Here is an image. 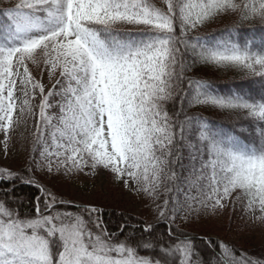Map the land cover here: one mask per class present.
<instances>
[{
	"label": "snow or ice",
	"instance_id": "6c2138e0",
	"mask_svg": "<svg viewBox=\"0 0 264 264\" xmlns=\"http://www.w3.org/2000/svg\"><path fill=\"white\" fill-rule=\"evenodd\" d=\"M201 67L247 84L223 92ZM21 128L23 166H0V264H264V240L253 256L177 223L239 205L264 226V0H0L5 158ZM104 172L154 218L110 232L36 175Z\"/></svg>",
	"mask_w": 264,
	"mask_h": 264
},
{
	"label": "rangeland",
	"instance_id": "374dc122",
	"mask_svg": "<svg viewBox=\"0 0 264 264\" xmlns=\"http://www.w3.org/2000/svg\"><path fill=\"white\" fill-rule=\"evenodd\" d=\"M232 19L234 18H225L203 27L200 31L232 21ZM29 124L31 125V121H29ZM20 133H23V138ZM9 147V154L5 158L2 146H0V162L4 166L22 167L31 148L30 131L25 132L21 128ZM36 175L48 188L75 201L102 207H114L120 210L124 209L145 220L154 218L142 197L129 192L122 185L114 183L111 176L106 172L99 173L96 176L81 174L74 177L49 176L44 173H37ZM177 223L191 229L199 236L226 239L239 245L244 243L262 244V240H264V226L253 224L246 216H243L239 205L236 206L235 210L229 207L216 215L202 214L201 217L194 218L189 223H181L180 221H177Z\"/></svg>",
	"mask_w": 264,
	"mask_h": 264
},
{
	"label": "trees",
	"instance_id": "16d2710c",
	"mask_svg": "<svg viewBox=\"0 0 264 264\" xmlns=\"http://www.w3.org/2000/svg\"><path fill=\"white\" fill-rule=\"evenodd\" d=\"M228 23H231V21L224 22L221 25L212 26V28L204 29L200 31L199 34L200 35H207L209 33L215 34L218 29H222L225 26V24H228ZM190 75H194L198 78H203V79L212 81L217 86V88L223 92H227L229 89H235L237 85L247 84V80H245L238 71L233 70V69L225 70V69H217L213 67H201V68L195 69L192 73H190ZM192 112H198L212 121L228 122V114L226 112H221L218 110L207 109V108H193L190 110V114ZM0 166H4V165L0 162ZM40 183L44 184L41 181ZM24 190L28 192L30 195L40 196V192L33 186H26ZM54 192H56L58 195H60L64 199L71 200L75 203H81L67 196H63L61 193L55 190ZM41 207H43V205H41ZM99 207L103 209L102 219H103L104 224L107 226L108 231L110 232L115 231L117 226L123 224L125 220H128L130 223L137 224V225L139 224L140 221L145 220L133 213L131 214L130 212L124 209L120 210L114 207H102V206H99ZM21 210L23 212H30L32 211V205L26 204L25 206L22 207ZM67 210L72 211L74 209L68 208ZM158 223L161 224V230L163 231V222H158ZM180 228L182 231L187 232L194 237H205V236H199L195 234L191 229L186 228L184 226H180ZM221 240L227 241L226 239H221ZM232 244L236 248L247 250L248 253L253 256L259 255V253L262 250L261 244H257V243L255 244L244 243L242 245H239L236 243H232ZM201 247L204 248L205 246L201 244Z\"/></svg>",
	"mask_w": 264,
	"mask_h": 264
}]
</instances>
